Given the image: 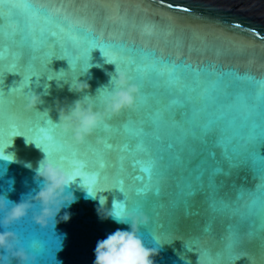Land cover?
<instances>
[{
    "label": "water",
    "instance_id": "water-1",
    "mask_svg": "<svg viewBox=\"0 0 264 264\" xmlns=\"http://www.w3.org/2000/svg\"><path fill=\"white\" fill-rule=\"evenodd\" d=\"M101 47L137 77L142 102L111 118L87 143L65 142L58 129L54 140H42L41 113L58 123V109L80 98L47 77L68 71L70 79L88 68L80 79L90 86L87 94L95 95L116 73ZM172 64L184 67L170 83L165 65ZM254 81H264V0H0V147L15 156L14 162L0 161V170L6 169L0 194L18 203L38 190L34 177L46 154L37 139L53 155L67 156V166L81 161L85 175L99 173L95 199L81 178L70 185L76 197L64 210L70 220L53 232L44 233L30 219L12 230L50 247L49 264H94L97 242L129 228L102 219L101 202L103 211L128 207L148 215L150 224L140 230L147 246L154 245V234L175 240L159 249L155 264H264V187H259L264 180L244 163L245 148L264 156V143L249 142L244 126L260 91ZM30 92L42 97L38 112L25 108ZM209 114L223 119L202 140L200 125ZM252 119L261 122L259 116ZM13 126L31 143L22 135L12 137ZM222 128L232 146H242L234 167L216 143ZM149 165L151 179L142 171ZM217 166L226 174L215 177L213 189L209 176ZM221 202L228 207L220 210ZM231 242L237 255L227 260L222 254ZM191 245L199 255L188 250Z\"/></svg>",
    "mask_w": 264,
    "mask_h": 264
},
{
    "label": "clouds",
    "instance_id": "clouds-1",
    "mask_svg": "<svg viewBox=\"0 0 264 264\" xmlns=\"http://www.w3.org/2000/svg\"><path fill=\"white\" fill-rule=\"evenodd\" d=\"M87 70L88 68L82 70L80 75L70 79L65 78L68 71H60L55 76L47 77L48 81L55 80L57 87L63 88L67 85L69 92L80 95L70 106L58 109L57 123L60 133L70 135L72 140L79 144L85 143L102 125L107 128V122L111 118L123 111L134 109L140 97L139 88L129 80L124 71L117 68L107 86L98 89L95 95L87 94L90 86L87 81L80 79ZM49 88V84L44 85L45 95L48 94ZM24 101L27 110L35 111L37 105L43 103L42 97L33 92L25 93ZM98 103L102 104L101 108L97 107ZM45 154L46 157L39 164L34 177L38 190L18 203L10 201L7 195L0 194V264H12L13 261L15 264H41L39 252L42 243L35 236L21 239L12 230L21 222L30 219L32 225L48 234L55 230L59 222L70 220V214L64 210L76 202L75 195L69 191L75 179ZM0 161L14 162L15 156L4 152L0 154ZM5 170H0V177ZM88 195L95 199L89 192ZM103 207L100 202L98 214L102 219L111 218L117 224L128 225L129 228L117 229L97 242L94 264H155L154 257L159 249L175 241L169 243L160 235L154 234V245L147 246L140 230L150 224L148 215L136 208L122 207L117 213L103 211ZM46 264H49V261Z\"/></svg>",
    "mask_w": 264,
    "mask_h": 264
},
{
    "label": "snow or ice",
    "instance_id": "snow-or-ice-1",
    "mask_svg": "<svg viewBox=\"0 0 264 264\" xmlns=\"http://www.w3.org/2000/svg\"><path fill=\"white\" fill-rule=\"evenodd\" d=\"M92 44L94 45L95 43L92 41ZM101 50V52L103 53V55L106 57V62L107 63H114L117 70L119 71H124L129 80L135 84L139 90H142V84L137 83V77L134 76L132 74L131 71H125L122 70L121 67L118 65V63L114 60L111 59L108 55V53L105 51L104 48H99ZM129 63H131V61H129ZM184 67L182 65H165V68L168 72L169 75V82L171 83L173 80L176 79L175 73L176 71L181 68ZM137 72L142 71L141 68H137L136 69ZM227 75H232L234 76L236 79H243V77L238 76L237 74L234 73H230ZM250 82H252V78L249 77L248 78ZM254 83L260 88V91L257 93V95L252 98L253 99V103L251 104V106L249 107V111L247 116L245 117V124L244 126L248 128V134H247V139L249 142H256L257 140H259L261 143H264V81H254ZM14 91H18V89H14ZM137 102H142V97L140 96L137 100ZM173 104H178L180 103V101H172ZM98 108L102 107V104L98 103L97 104ZM124 112V111H123ZM40 113V112H39ZM122 113V112H121ZM41 123H42V128L41 131L43 133L42 136V140L44 141H52L54 140V136L52 135V133H54L57 129H58V124L54 123L51 119L48 118V114L47 113H41ZM253 115L255 116H259L261 118V122H257L255 119H252ZM159 113H157V118L156 120H154V123L157 124V126H159ZM221 119H223L222 116L220 117H216L215 119L212 118L211 114H209L207 120L205 123H203L202 125H200V137L203 140V138L207 137V135L213 130L214 125H216ZM233 121H229L228 122V126L231 127L233 125ZM107 128H105L103 125L97 130V131H103L106 130ZM227 131L226 128H222L221 129V137L216 141L217 146L221 147L223 149V158L224 160L229 162V166L230 167H234L236 166L235 164L232 163L233 159L235 157H239L241 155V145L237 144L235 146H232V137H226L223 135V133ZM138 134H142V131ZM10 135L12 137L15 136H25L24 132L18 130L15 126L12 127ZM193 135L195 136V133H193ZM60 136L62 138L63 141L67 142L69 140H72L70 135L67 134H62L60 133ZM41 139H37L34 143L36 144L37 147L43 149V151L45 153L48 154L50 159H53L60 167H62L64 170H66L69 175H71L74 179H76L77 177L81 178L82 183L84 185L87 186V190L89 192V194L91 195L92 191H93V186L96 184L97 179L99 177V173H95L92 174L90 176L85 175L82 171L83 168V163L81 161H73L71 166H67V156L63 155V154H57V155H53V153L49 150V146L45 143L41 142ZM27 140V138H26ZM30 142L31 141H28ZM85 143H87V140L85 141ZM169 148L172 147L171 144L168 145ZM6 147H0V154H3L5 152ZM245 152L247 153L244 159V163H251V166L253 168L254 171H256L262 180H264V156L259 155L258 153H256L255 151H247V149H244ZM101 168H103V164H101ZM142 171L148 173V178L151 179L152 177V167L151 165L149 166H144L142 167ZM220 174H226L224 173V170L222 167H215L212 169V172L209 176V186L212 187L213 189H215V177L217 175ZM201 176H198L197 179H201ZM138 179H140V177H138ZM119 184L123 185V181H119ZM259 187H264V185H261ZM158 194V193H157ZM189 195H194V192H189ZM261 195H264V193H262ZM125 204H127V200L126 197H124V201ZM256 204V200H253V205L254 206ZM221 209L220 210H224L226 209L228 206L224 205L223 202H221ZM250 206V207H252ZM212 207L214 210H216V204L215 202H213ZM118 213V212H117ZM260 217H261V226L264 227V208H262L261 213H260ZM24 238H30L29 235L25 234ZM188 250L191 251H195L196 253H198L199 255V249L196 247V245H191L190 247H187ZM236 249V243L235 242H231L226 246V250L225 253L222 254L224 259L227 260H231L233 255H237V253L235 252ZM49 252H50V247H47L46 244L42 243V247L41 250L39 252L40 258H41V262L42 264H46V262L49 259ZM186 264H189V262L186 261Z\"/></svg>",
    "mask_w": 264,
    "mask_h": 264
}]
</instances>
